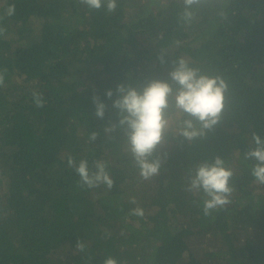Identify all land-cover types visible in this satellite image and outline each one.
<instances>
[{"label":"trees","instance_id":"obj_1","mask_svg":"<svg viewBox=\"0 0 264 264\" xmlns=\"http://www.w3.org/2000/svg\"><path fill=\"white\" fill-rule=\"evenodd\" d=\"M0 25V264H264V185L244 158L253 132L264 137V0H201L187 21L183 0H117L112 13L79 0H0ZM179 57L226 80L225 110L206 138L168 135L160 173L144 180L124 134L104 129L119 119L118 84L169 80ZM69 155L90 168L106 161L113 187L81 186ZM217 155L234 191L205 216L203 193L187 185Z\"/></svg>","mask_w":264,"mask_h":264},{"label":"clouds","instance_id":"obj_2","mask_svg":"<svg viewBox=\"0 0 264 264\" xmlns=\"http://www.w3.org/2000/svg\"><path fill=\"white\" fill-rule=\"evenodd\" d=\"M79 2L90 10L106 8L107 12L112 13L117 9V0ZM200 3L201 0H183V18L186 21L192 18L193 8ZM14 13L15 7L10 5L5 14L11 16ZM5 31L0 25V36ZM160 59L164 62L163 56ZM173 64L169 80L151 79L143 84H118V95L113 100V107L117 109L119 119L104 129L109 134L119 128L124 134L128 152L144 180L160 173L163 161L156 155V151L168 135H178L187 142L206 138L221 122L225 110L228 84L223 77L204 73L183 57L177 58ZM5 71L0 70V87L5 84ZM105 94L111 98L113 90L107 89ZM32 95L36 106L43 107L45 100L42 93L34 91ZM92 99L95 115L103 119L106 104L98 96L94 95ZM97 135L96 131H92L89 140L94 142ZM252 139L254 147L244 153V158L254 161L251 175L257 183L264 185V137L253 132ZM67 165L78 174L81 186L98 188L103 185L111 189L114 185L104 160H96L94 167L90 168L87 159L82 158L77 162L69 155ZM233 176V169L219 155L212 160L200 162L190 173L187 190L203 193L202 207L205 216L231 203L234 188L230 180ZM131 212L136 216L144 215V210L140 207L132 209ZM76 247L82 251L84 244L78 240ZM103 264L120 262L116 257L108 256Z\"/></svg>","mask_w":264,"mask_h":264}]
</instances>
